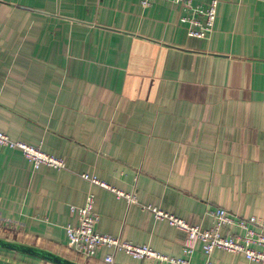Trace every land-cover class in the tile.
Masks as SVG:
<instances>
[{
	"label": "crops",
	"instance_id": "1",
	"mask_svg": "<svg viewBox=\"0 0 264 264\" xmlns=\"http://www.w3.org/2000/svg\"><path fill=\"white\" fill-rule=\"evenodd\" d=\"M185 14L170 0H0V131L66 163L35 169L0 146V238L81 264H169L69 249L70 206L92 192L99 232L173 257L193 247L205 264L200 242L144 206L204 229L218 208L264 218V3L220 0L206 39ZM211 261L258 264L220 249ZM0 264L53 263L0 248Z\"/></svg>",
	"mask_w": 264,
	"mask_h": 264
},
{
	"label": "built area",
	"instance_id": "2",
	"mask_svg": "<svg viewBox=\"0 0 264 264\" xmlns=\"http://www.w3.org/2000/svg\"><path fill=\"white\" fill-rule=\"evenodd\" d=\"M153 0H142V5L147 7ZM173 4L180 5L186 14L181 21L186 24L188 35L191 37L206 39L212 34L217 19L219 0H210L207 5L194 3L193 0H170ZM264 3V0H261ZM0 146L19 150L35 169L42 166L55 169H65V161L55 155L45 152L41 147L34 146L21 140L11 138L7 133L0 131ZM105 189L113 191L118 197L126 199L128 203H137L134 193H126L118 190L96 176L81 175ZM96 196L89 193L86 202L82 206L71 205L70 213L76 218V223H70L66 227L67 243L73 252L91 258L103 249H111L113 252L106 255L105 261L112 263L114 253L123 252L138 260H156L169 264H193L191 257L193 247H185L183 257H173L156 251L148 244L134 243L120 237L101 233L96 226L99 222V213L95 209ZM153 212L157 220H166L171 226L185 231L194 242L202 244L206 255L205 264H214L211 255L216 249L232 254L243 255L247 260L264 264V218L252 216L244 218L233 214L224 208H218L210 212L214 225L204 229L198 225H192L185 219L177 217L162 209L152 206H144ZM236 227L242 230L239 235H224V228Z\"/></svg>",
	"mask_w": 264,
	"mask_h": 264
},
{
	"label": "water",
	"instance_id": "3",
	"mask_svg": "<svg viewBox=\"0 0 264 264\" xmlns=\"http://www.w3.org/2000/svg\"><path fill=\"white\" fill-rule=\"evenodd\" d=\"M0 248L35 256L44 259L46 261H49L53 264H81L71 259L65 258L61 255H58L56 253H53L51 251H47L30 245L8 241L2 238H0Z\"/></svg>",
	"mask_w": 264,
	"mask_h": 264
},
{
	"label": "rangeland",
	"instance_id": "4",
	"mask_svg": "<svg viewBox=\"0 0 264 264\" xmlns=\"http://www.w3.org/2000/svg\"><path fill=\"white\" fill-rule=\"evenodd\" d=\"M219 2H220V0H219ZM81 257L85 258V257H84V256H82V255H81Z\"/></svg>",
	"mask_w": 264,
	"mask_h": 264
}]
</instances>
